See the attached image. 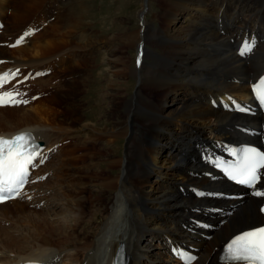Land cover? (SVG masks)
I'll list each match as a JSON object with an SVG mask.
<instances>
[{
  "label": "bare ground",
  "instance_id": "1",
  "mask_svg": "<svg viewBox=\"0 0 264 264\" xmlns=\"http://www.w3.org/2000/svg\"><path fill=\"white\" fill-rule=\"evenodd\" d=\"M161 1L165 15H160L163 26L159 24L156 30L148 29L144 17L141 18V29L138 27L108 37L103 33L97 38L89 34L77 39L75 34L78 32L74 29L78 24L58 6L60 0H0V21L5 23L0 34V60L3 61L0 70L11 68L18 72H34L45 68L51 70L50 76H59L51 94L31 102L28 109L0 108V125L11 126L7 132L0 133L10 135L32 129L42 136L46 148L60 143L54 170L62 172L56 174L57 181L34 193L35 200L43 207L44 203L40 205V201H46L49 197L41 195L43 191L51 187L60 193L63 190L59 189L62 183L73 194H67L66 197H76L71 209L70 206L67 209L69 224L64 226L62 223L63 231L59 229L60 233L54 221H47V216L35 222L29 236L22 240L2 229L1 235L4 236L0 237V264H20L26 260L57 264V258L62 253L74 264H83V261H86L85 264H110L120 242L124 243L131 256L130 264H148L153 254L164 257L165 264H172L165 257L164 250L169 238L184 241L198 250L199 258L193 264H221L218 255L224 241L233 233L262 221L258 205L264 199L244 197L241 200L214 202L195 199L187 188L203 184L217 187L224 185L221 181L210 183L208 179L198 176L203 170L198 153L202 142L215 143L224 136H234L239 133L236 129L238 124H260L264 121L262 116L250 119L237 117L215 109L210 104L211 98L225 93L240 98L248 96L249 79L264 67V42L259 41L255 51L246 59L236 55L235 46L232 49L230 47V39L237 41L246 32L250 37L264 35L263 25H256L264 13V2L244 9L242 6L236 8L229 0ZM150 3L151 0H143L141 12L146 8L149 10ZM47 7L56 10L55 20L48 26L42 22V18L32 21L36 12ZM81 8H86L82 2ZM169 13H174L180 22L172 26L168 16H174ZM31 24H42V27L30 34ZM64 24L66 29H62ZM53 27L58 29L59 34L50 30ZM21 37L23 43L20 46L9 48V42ZM162 37L167 42L164 43ZM113 40H120L123 46H137L140 59L146 56L151 59V64L147 66L140 62L139 66L130 69L128 59L119 54L122 48L103 50L106 57L102 62L104 69L113 77L111 81L117 76L123 80L132 72L138 77L139 86L150 93L138 90L139 93L122 101L123 88L120 86L123 84L120 85V82L117 90L112 88L111 95L107 97L108 102H100V97L97 99L100 101L96 105L102 106L94 109L97 119H92L82 112L84 107L92 105L89 99L84 98L88 90L84 89L79 94L82 99H79L78 93L81 85L88 82L87 78L95 64L94 54L101 49L98 46H104V43L110 46ZM147 45L154 46L155 51L151 52ZM80 75L84 76L81 80L77 77L74 79ZM48 80L47 77L38 78L36 82L42 87ZM107 93L104 88L100 91L104 96ZM107 103L110 105L107 123L116 113L115 120L108 124L98 121L97 116L104 106L106 111ZM121 106L125 108L124 112L119 110ZM117 108L118 112L113 111ZM131 110L136 113L132 114ZM101 116L104 117V114ZM131 122H136L138 134L133 132ZM172 126L177 136L170 132ZM184 138L185 142L182 143ZM123 140L125 143L121 155ZM171 141L173 143L169 146ZM164 147H168V155H173L171 159L160 158L165 153ZM116 148L120 150L115 151ZM76 151L78 154L81 151L86 153L77 156ZM175 163L182 164L173 169L176 174L167 175L176 182L168 186L159 167ZM153 180L163 181L164 189L155 193L151 188ZM181 188H184V192ZM107 191L114 192L112 198L105 196ZM18 201L15 199L0 204V220H14L11 219L13 212H21L15 219L24 217L26 211L32 212V209H25L27 201L6 209L8 204ZM148 202L153 208L164 212L163 223L151 224L149 219L160 218L163 213L147 209ZM57 203L52 200L44 206ZM213 206L222 207V212H215ZM196 208L200 209L196 212ZM60 212L58 214H62ZM85 215L89 217L84 219ZM190 217L207 219L210 228L188 233L183 224H189ZM96 220L102 221L103 225L94 231L92 223H97ZM68 228L75 234L67 233ZM56 234L57 239L54 238ZM154 239H157L158 246L155 252L152 247ZM54 242L61 246H53ZM21 243L26 244L20 246ZM44 255L51 259L44 258ZM156 261L163 262L162 259Z\"/></svg>",
  "mask_w": 264,
  "mask_h": 264
},
{
  "label": "rangeland",
  "instance_id": "2",
  "mask_svg": "<svg viewBox=\"0 0 264 264\" xmlns=\"http://www.w3.org/2000/svg\"><path fill=\"white\" fill-rule=\"evenodd\" d=\"M231 1H233V0H231ZM81 2L85 4L86 8H84V9L81 8ZM162 2L163 1H161V0H151L150 6H149V10L145 9L142 12H141V10H142V7H143V0H61V3L59 4V6L62 7V10H65L68 13L67 15H69L73 20H75L77 22L78 27L76 29H74V30H75V32L76 31L78 32L75 35H76V38L79 39L80 37H84V35H89V34H90L89 36H91V37L93 35L94 38H97V36H100L101 33L106 34L107 35L106 37H108V36H111V35H115V33L116 34L117 33L118 34H120V33L122 34V33H125L127 31H130V30L138 29V27H140L139 29H141L142 28V23L141 22L143 21V19L141 20V18H144V17H145V19H147L148 29L150 31H152L153 29L156 30L159 27V24L161 26H163V24H162V22L160 20V15H165V10H163L162 7H161L162 6ZM244 2H246V0H244ZM248 2L250 4L256 5V4H260V3L264 2V0H249ZM169 14L174 16V17H169L168 16V18H170L172 20V24H171L172 26H174L175 24L180 22L179 18L174 13H169ZM60 24L63 25L62 22ZM256 25H258L259 27H262V25H263V28H264V13H262V16H260V18H258V21H256ZM169 27H170V25H169ZM54 28L55 27L50 28V30L54 31V33H58L59 34V31H57L58 29L56 30V28L55 29ZM62 29H66V24H64V26H62ZM170 29H172V28L170 27ZM161 40L163 42L164 41L167 42L166 38L162 37ZM121 43L122 42L120 40H113V43H112V45L110 44V46L107 43H104V46H98L101 49L94 54L93 63H95V64H94L93 70L92 69L89 70V71L92 70V72L89 74V77L87 78L88 79V82H87L88 84L84 82L87 85H85V84H83L84 86L81 85V89L79 90L78 95L82 94L84 89L88 90L84 94V98L86 100L89 99V101L92 103V105L90 107L85 105L86 106V107H84L85 110L82 109V112L85 113V114H88L89 117L92 118V119H97V117L95 116L94 109L97 108V107L101 108V106H102V105H99V106L96 105L97 101L98 102L100 101V100H97V99L100 97L102 99L100 102H103V103L106 102V101L108 102L109 98H107V97H108V95H111L112 88L117 90L118 87H119V83L120 82H122V83H120V85L123 84L122 86H120V87L123 88L122 91H121V93H123L122 101L124 99H130L136 92H138V93H139V91L142 92V93L143 92H146V93L149 92V91H146L145 89H143L141 86H139L138 77L136 75H134L132 72L130 73V75H127V76L123 77V80L121 78H119L118 76L116 78L114 77V81L112 82L111 81L113 79L112 75L110 74V72L107 69H104L105 67H104L102 61H104L105 60L104 58L106 57V54L104 53L105 50L108 51L109 48L110 49L111 48L115 49L116 47L122 48L119 51L120 52L119 54L121 55V57L125 58L126 60L128 59V66H129L130 69H134L135 67H137L138 59H139L140 62L145 63L147 66L151 64V61H150L151 59H149L146 56L143 57L142 59H140V57L138 55L139 54V51H138L139 49L137 48V46H123V43L122 44ZM113 45H114V47H113ZM146 47L149 48V50L151 52L155 51V47L154 46L147 45ZM8 50H10V49H8ZM103 50H104V52H102ZM156 51L158 52L157 49H156ZM202 70H207V69H202ZM220 72H223V71H220ZM84 76H85V74H84ZM84 76L80 75V76H77V78L74 77V79L76 78L78 80L79 79L81 80L82 79L81 77H84ZM103 77L105 78V80H103L104 79ZM50 79L49 80L52 82L55 78L51 77ZM109 84H113V85L109 86ZM115 84H117V85H115ZM103 88L106 90V93L108 92L105 96L100 94V91ZM150 96H153V94L150 95ZM79 99H82L81 95H79ZM57 106H59V104H57ZM105 107L106 106H104L101 109V111L97 114V116L99 117L98 121L107 123V120H108V117H109L108 111L110 109L109 103H107L106 111H105ZM27 109H28V107H27ZM119 110L124 112L125 108L121 106V107H119ZM18 111H21V110H18ZM113 111L118 112V108L117 109H113ZM130 112L132 114H133V112L136 113L133 110H131ZM90 113L92 115H90ZM102 114H104V117L103 116H101V117L104 118V119H102L100 117V115H102ZM115 117H116V113H114L112 115V117H111V119L109 120L108 123H111L113 120H115ZM226 120H229V121L231 120L232 121V119H226ZM85 123H88V122H85ZM131 125L134 128L133 132L138 134V130H137L138 128H137L136 122H131ZM10 127H8V126L6 127V125H0V131H3L4 129L8 130ZM200 127L203 128L202 126H200ZM209 127H213V126H209ZM172 128H173V130L170 131V132L172 133V135H176L177 136V132H175V128L173 126H172ZM13 129H15V128H13ZM162 142L164 143L163 140H162ZM184 142H185V138L182 140V143H184ZM124 143H125V140H123V142H121V155H122V149H123V144ZM172 143L173 142L171 141V143H169L168 145L170 146V144H172ZM95 148L100 150V148L98 146H95ZM167 148L168 147H164L163 150L165 151V153H162V156L160 158H164V157L167 158L168 157L169 159H171L173 157V155H168ZM114 150L116 151V150H120V149L116 148ZM83 153H86V152H83V151L79 152V154H83ZM75 154L77 156L79 155L77 151H76ZM113 155L116 156V158L118 157L117 154H113ZM55 158L57 159V156H55ZM56 162H57V160L54 159L51 162L50 165L51 166H55ZM181 164L182 163H175L173 165H167V166L165 165V166L159 167L160 168L159 170H160L161 174L164 176V182H165L166 185L172 186L173 184L176 183V182H174L175 181L174 179H170V176H167V175H169L170 173H175L176 174V172H174L173 169L176 168L177 166H180ZM60 172H62V171L53 169V174H55L54 175L55 177L52 176L51 179L45 181V183L49 185V184L54 183L55 181H57L58 179H57V175L56 174H58V173L60 174ZM38 175H40V174H38ZM64 179L65 178H62L63 181H66V179L65 180ZM152 179L153 178H149V180H152ZM164 182L163 181H158L157 182V181L153 180V182L151 181V188L154 190L155 193H157L159 190H163L164 189ZM198 184H200V183H198ZM46 188H42V189H46ZM48 189H49V193H48L49 197H48V195H45L46 192H43V194L46 197H48V200L45 201V199H43V200L40 201L39 204L41 205V204L44 203V205H45V203H49L52 200L56 201V203L57 202L58 203L54 204L53 206H44L43 205V207H42V205H41L39 207H36V204H38V202L35 200L36 198H35V196L33 194V199L31 200V202H29L30 205L28 203L24 202V203H26V207H27L25 209H27V210H31L32 209L31 213H27L28 211H26L24 213V217H22L20 219L19 218L15 219V217H18L17 215L19 213H21V212H13L12 216H11V219H14V220H7V219L0 220V226L2 227V228H0V237L1 238L4 236L3 234L1 235V233H3V231H4L6 233L11 234L12 236L14 235L15 238L18 237L17 239L22 240V238L24 239V238H26V236H29V232H31L32 227L34 226V224H36L37 221L42 220L43 217L46 218V216H47V218H46L47 221H54L56 223L54 225H55V228L57 229V231L59 229L63 231L62 223L64 224V226L66 224H69L68 223V210L67 209H69V206H70V209H71V207H72L71 203L74 202V199L76 197L75 196L74 197L71 196L70 198L66 197L67 194H71L69 192L70 188H66L65 185H63V183H62V185H60V188H59V189H63L61 191L59 190L60 193L55 191V188L53 189V188L50 187ZM91 189H94V191L97 192L95 187H92ZM65 193H66V195H65ZM43 194H41V195H43ZM113 194H114V192L107 191L105 196L107 198H112L111 195H113ZM52 195H54V196H52ZM55 195H56V198H55ZM71 195H73V194H71ZM63 198H64V201L62 200ZM71 198H73V199H71ZM70 200H71V202H70ZM42 201H43V203H42ZM20 203H21V201H18V203L12 202L10 205L8 204V207L6 206L7 207L6 209L14 208V206H16V204L19 205ZM64 209H65V212L63 211ZM147 209H149V210H158V209L153 208L152 204L149 203V202L147 204ZM89 210L90 209H88V211ZM59 211H61L60 213H62V214H58ZM158 211L162 212V210H158ZM44 213H48V215H43ZM55 213H56V215H55ZM162 213H163L162 214L163 216L160 217V218H156V217L151 218V219L148 218L150 220L151 224H154L156 222L163 223L165 214H164V212H162ZM14 214H16V215H14ZM28 216H30V217H28ZM148 216H150V215H148ZM50 217H52L51 220H49ZM88 217H89V215H85L84 219H86ZM27 218H28V220H27ZM32 219H34V221ZM62 220H64V221H62ZM96 222L97 223H92V224H94V225H92L94 231L97 230V227H99V226L102 227V225H103L102 221H100V220H96ZM14 223H15V225H14ZM57 225H58V227H57ZM11 226H12V228H11ZM2 229H4V230L2 231ZM10 230H12V231H10ZM27 230H29V231H27ZM67 233H70V234L72 233V235L75 234V233H73L71 231V228L67 229ZM57 235L58 234H56V236H54L55 239H57ZM154 241H155V243H154V245H152V247L154 248V252H155L156 251L155 248L158 249L157 239H154ZM0 244H1V242H0ZM21 244H20V246H25L26 243H23L24 245L23 244L21 245ZM53 246L60 247L61 245L59 243H57V242H54ZM164 250L166 252V248ZM65 255H66L65 253H62V255L60 254L61 257H59L60 259L58 260V262L60 260H62V262L60 264H74V262L71 263V261H68L65 258ZM165 257L167 258L166 255H165ZM156 259H162L163 262H157ZM169 260L171 261L172 264H179L178 262L175 263V261H173L171 259H169ZM83 262H82L83 264L86 263V261H83ZM148 264H165L164 257L160 258L158 254H153V255L150 256Z\"/></svg>",
  "mask_w": 264,
  "mask_h": 264
},
{
  "label": "snow or ice",
  "instance_id": "3",
  "mask_svg": "<svg viewBox=\"0 0 264 264\" xmlns=\"http://www.w3.org/2000/svg\"><path fill=\"white\" fill-rule=\"evenodd\" d=\"M22 39L23 37L18 39L16 43L19 44ZM248 51H251L250 45L242 48L240 55L244 56ZM139 63L138 59V66ZM262 82H264V78H262ZM4 97H8L9 99L5 100ZM261 101L262 106H264V96L261 97ZM3 103L16 105L20 103L26 104L28 101L15 99L13 93L5 92L0 96V104ZM213 103L215 104V102ZM236 109L250 111V109L241 108L239 105H236ZM242 151L243 155L238 161V165L227 172L228 176L233 180H237V177H240L237 180L240 184L264 187V151H258L256 148H248ZM40 155L39 145L36 144L31 133L22 132L11 139L0 137V202L20 195V190L28 181L29 170L36 166L34 161ZM205 155L202 154V159ZM43 162L44 159L42 158L40 163ZM205 162L209 161L206 160ZM206 175L211 177L212 173H206ZM259 187L258 190L253 191L251 194L257 198H264V190H259ZM181 190L183 191V189ZM195 194L210 197L223 195L222 193H205L202 190H195ZM258 212L264 214V204L258 208ZM197 224L199 225V222ZM224 251L233 262L264 264V225L242 231L240 234L235 235L227 244ZM120 256L123 259L117 260L116 264H128L123 249L120 250Z\"/></svg>",
  "mask_w": 264,
  "mask_h": 264
},
{
  "label": "clouds",
  "instance_id": "4",
  "mask_svg": "<svg viewBox=\"0 0 264 264\" xmlns=\"http://www.w3.org/2000/svg\"><path fill=\"white\" fill-rule=\"evenodd\" d=\"M125 223H126V221L123 224H125Z\"/></svg>",
  "mask_w": 264,
  "mask_h": 264
}]
</instances>
